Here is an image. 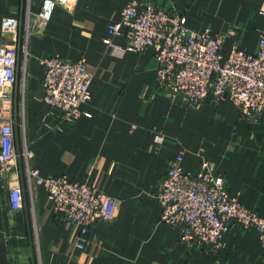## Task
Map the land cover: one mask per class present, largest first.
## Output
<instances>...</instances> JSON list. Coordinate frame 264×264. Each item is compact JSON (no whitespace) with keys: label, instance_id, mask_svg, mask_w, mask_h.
I'll use <instances>...</instances> for the list:
<instances>
[{"label":"crops","instance_id":"0c3cea01","mask_svg":"<svg viewBox=\"0 0 264 264\" xmlns=\"http://www.w3.org/2000/svg\"><path fill=\"white\" fill-rule=\"evenodd\" d=\"M127 2L72 0L68 9L56 6L43 29L26 40L25 16L37 13L41 0H0V42L1 19L22 17L27 55L18 57L10 93L13 117L17 93L19 142L29 153L21 167L16 159L0 178V264H264L252 229L229 224L224 247L208 250L197 241L184 244L177 227L160 221L153 193L176 155L190 173L210 161L231 197L264 216V116L249 121L228 99L192 106L156 92L153 47L113 50L124 48L126 40L109 35L108 26L120 19ZM175 5L192 30L225 35L223 56L233 44L253 51L264 28V0H175ZM106 37L113 45L103 42ZM47 55L83 57L92 75L91 97L74 121L62 120L43 98L37 59ZM27 167L41 177L66 175L107 193L117 201L115 218L91 224L84 246H74L77 229L58 219L44 185L33 179L29 186ZM15 180L24 188L27 210L11 213L8 183Z\"/></svg>","mask_w":264,"mask_h":264},{"label":"built area","instance_id":"2783aa9c","mask_svg":"<svg viewBox=\"0 0 264 264\" xmlns=\"http://www.w3.org/2000/svg\"><path fill=\"white\" fill-rule=\"evenodd\" d=\"M166 5L128 0L120 19L108 26L109 35L126 40L124 48L111 43L115 53L139 51L153 47L156 58V92L169 99H182L197 106L205 101L228 99L238 106L240 113L255 122L264 116V28L257 33L256 47L246 51L233 44L226 56L220 52L224 34L209 30L196 32L186 24V18L176 10L175 0ZM72 0H41L39 11L28 13L24 19L25 39L39 33L51 18L56 6L66 9ZM19 19H1L0 42V178L12 168L17 159L14 138V117L10 89L16 81L18 52L27 55L26 40L20 37L19 51L16 34ZM19 38V37H18ZM42 68L43 98L61 113L64 121H74L80 107L91 97V73L83 57L71 60L60 55L37 59ZM18 131L23 130L16 119ZM162 137L155 136L160 142ZM20 156L29 153L22 139ZM181 155L167 163L162 179L156 185L154 198L159 207V219L179 229L184 244L197 241L208 250L224 247L222 237L229 224L239 229H252L258 236V246L264 259V216L255 209L231 197L226 179L213 172V164L205 160L203 169L190 173L181 167ZM29 186L34 179L44 185L58 219L77 229L74 246H84L86 232L96 221L112 220L116 216L117 201L102 191H95L86 183L69 179L66 175L41 177L38 170L26 168ZM8 202L11 213L23 204L22 188L18 182L8 183Z\"/></svg>","mask_w":264,"mask_h":264},{"label":"water","instance_id":"95a60500","mask_svg":"<svg viewBox=\"0 0 264 264\" xmlns=\"http://www.w3.org/2000/svg\"><path fill=\"white\" fill-rule=\"evenodd\" d=\"M21 27H22V17L19 18V38H18V51H19V43H20V32H21ZM18 56H19V52H18ZM16 83V81H15ZM16 92V91H15ZM13 106H14V138H15V146H16V152H17V161L21 167V156H20V145H19V131L16 125V112H17V93H15L14 98H13ZM23 181V178H22ZM23 183V182H22ZM22 195H23V204L22 206L24 207L25 211L27 210V197H26V193L24 192V188H22Z\"/></svg>","mask_w":264,"mask_h":264}]
</instances>
